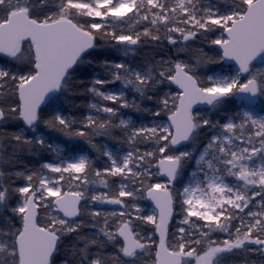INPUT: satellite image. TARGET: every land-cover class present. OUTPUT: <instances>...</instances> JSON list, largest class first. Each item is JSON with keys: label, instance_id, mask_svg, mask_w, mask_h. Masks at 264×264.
<instances>
[{"label": "snow or ice", "instance_id": "obj_1", "mask_svg": "<svg viewBox=\"0 0 264 264\" xmlns=\"http://www.w3.org/2000/svg\"><path fill=\"white\" fill-rule=\"evenodd\" d=\"M0 264H264V0H0Z\"/></svg>", "mask_w": 264, "mask_h": 264}]
</instances>
